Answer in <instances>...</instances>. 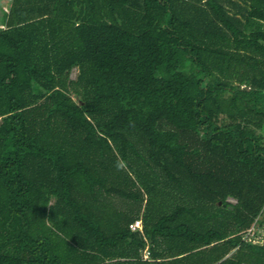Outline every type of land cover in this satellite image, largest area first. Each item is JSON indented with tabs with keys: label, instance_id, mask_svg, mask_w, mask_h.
<instances>
[{
	"label": "trees",
	"instance_id": "trees-1",
	"mask_svg": "<svg viewBox=\"0 0 264 264\" xmlns=\"http://www.w3.org/2000/svg\"><path fill=\"white\" fill-rule=\"evenodd\" d=\"M8 6L0 264H264V0Z\"/></svg>",
	"mask_w": 264,
	"mask_h": 264
},
{
	"label": "built area",
	"instance_id": "built-area-1",
	"mask_svg": "<svg viewBox=\"0 0 264 264\" xmlns=\"http://www.w3.org/2000/svg\"><path fill=\"white\" fill-rule=\"evenodd\" d=\"M229 202H232V203H236V199L232 198V197H229L227 199ZM130 228L132 230H141L142 231V220L141 219H137L135 220L133 223H131L130 225ZM255 229L254 227L250 228L248 230V233H247V237L249 239H255ZM254 237V238H253ZM150 250L148 249V247L145 248V250L143 251V257L145 259L149 258L150 257Z\"/></svg>",
	"mask_w": 264,
	"mask_h": 264
},
{
	"label": "rangeland",
	"instance_id": "rangeland-1",
	"mask_svg": "<svg viewBox=\"0 0 264 264\" xmlns=\"http://www.w3.org/2000/svg\"><path fill=\"white\" fill-rule=\"evenodd\" d=\"M12 2V0H0V5L3 6L5 9H8V5ZM77 71L73 70L71 73V77L74 78L76 76ZM261 241H264V238H261Z\"/></svg>",
	"mask_w": 264,
	"mask_h": 264
},
{
	"label": "clouds",
	"instance_id": "clouds-1",
	"mask_svg": "<svg viewBox=\"0 0 264 264\" xmlns=\"http://www.w3.org/2000/svg\"><path fill=\"white\" fill-rule=\"evenodd\" d=\"M116 166H117L118 169L121 168V167H123V165L121 163H117Z\"/></svg>",
	"mask_w": 264,
	"mask_h": 264
}]
</instances>
